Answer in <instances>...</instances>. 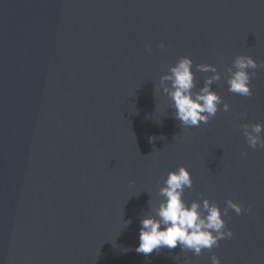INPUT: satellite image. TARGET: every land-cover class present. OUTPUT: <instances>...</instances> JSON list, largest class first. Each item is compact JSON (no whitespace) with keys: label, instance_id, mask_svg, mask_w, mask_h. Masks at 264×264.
<instances>
[{"label":"water","instance_id":"obj_1","mask_svg":"<svg viewBox=\"0 0 264 264\" xmlns=\"http://www.w3.org/2000/svg\"><path fill=\"white\" fill-rule=\"evenodd\" d=\"M237 55L264 65V0H0V264H264V148L243 130L264 124V66L251 97L229 92ZM182 56L194 91L213 75L196 65H215L231 106L199 127L160 86ZM180 166L189 204L243 206L233 236L199 256L138 253Z\"/></svg>","mask_w":264,"mask_h":264},{"label":"clouds","instance_id":"obj_2","mask_svg":"<svg viewBox=\"0 0 264 264\" xmlns=\"http://www.w3.org/2000/svg\"><path fill=\"white\" fill-rule=\"evenodd\" d=\"M163 48L164 44L161 43ZM151 51V48H147ZM194 61L189 56H182L168 72L161 76L160 86L163 87L175 109L174 118L184 128L199 127L201 123H208L220 111L221 104L224 111L230 110V105L212 89L214 82L223 77L215 65L202 63L196 65L200 71L212 72L204 86L199 91L196 88ZM264 65L258 64L251 55H237L232 67L228 71L226 83L228 91L244 97H251L252 77L256 75L255 70ZM244 136L248 145L256 149L264 148V124H244ZM157 137H150V141ZM247 155V153H243ZM193 179L190 170L180 166L177 170L170 171L163 186L159 189V195L164 199L159 202L158 207L153 208L154 214L146 215L140 220L138 253L145 255L154 251L159 254L161 249H175L177 246L184 253L192 252L201 255L205 249L211 250L219 246L224 238L233 236V231L227 227L225 217L229 216V209L234 210L237 215L244 212L243 206L229 199L226 207H221L210 199L192 201L190 204L184 199L186 188H192ZM203 194H201L202 196ZM251 211V207L248 209ZM127 221L125 225L130 224ZM125 226V227H126ZM186 264H190L186 261ZM212 264H221L218 256H212Z\"/></svg>","mask_w":264,"mask_h":264}]
</instances>
